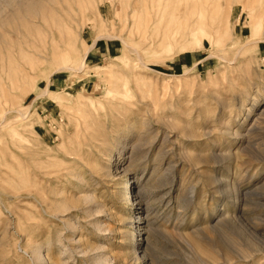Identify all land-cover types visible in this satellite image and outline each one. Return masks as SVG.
Masks as SVG:
<instances>
[{
    "label": "rangeland",
    "instance_id": "1",
    "mask_svg": "<svg viewBox=\"0 0 264 264\" xmlns=\"http://www.w3.org/2000/svg\"><path fill=\"white\" fill-rule=\"evenodd\" d=\"M0 264H264V0H0Z\"/></svg>",
    "mask_w": 264,
    "mask_h": 264
},
{
    "label": "built area",
    "instance_id": "2",
    "mask_svg": "<svg viewBox=\"0 0 264 264\" xmlns=\"http://www.w3.org/2000/svg\"><path fill=\"white\" fill-rule=\"evenodd\" d=\"M61 120L62 119H59L58 122H61ZM47 122L49 123L48 125L53 126V127H56V125H57V121H56V119H54V117L49 116V120Z\"/></svg>",
    "mask_w": 264,
    "mask_h": 264
}]
</instances>
